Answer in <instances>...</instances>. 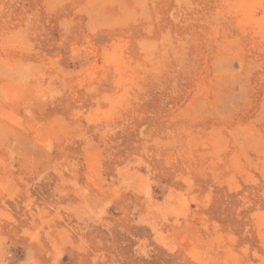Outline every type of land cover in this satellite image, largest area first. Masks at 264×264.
<instances>
[{
  "label": "rangeland",
  "instance_id": "374dc122",
  "mask_svg": "<svg viewBox=\"0 0 264 264\" xmlns=\"http://www.w3.org/2000/svg\"><path fill=\"white\" fill-rule=\"evenodd\" d=\"M0 264H264V0H0Z\"/></svg>",
  "mask_w": 264,
  "mask_h": 264
}]
</instances>
